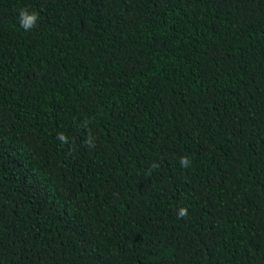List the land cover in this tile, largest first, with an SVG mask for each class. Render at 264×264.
Here are the masks:
<instances>
[{
  "label": "trees",
  "instance_id": "16d2710c",
  "mask_svg": "<svg viewBox=\"0 0 264 264\" xmlns=\"http://www.w3.org/2000/svg\"><path fill=\"white\" fill-rule=\"evenodd\" d=\"M0 264H264V0H0Z\"/></svg>",
  "mask_w": 264,
  "mask_h": 264
},
{
  "label": "clouds",
  "instance_id": "9594fccd",
  "mask_svg": "<svg viewBox=\"0 0 264 264\" xmlns=\"http://www.w3.org/2000/svg\"><path fill=\"white\" fill-rule=\"evenodd\" d=\"M39 19H40L39 14L36 11L34 10L29 11L26 7L19 9L17 22L24 31L27 32L33 30L36 27ZM60 139L66 142V137H64L63 134H60ZM179 163L182 168H188L190 167L191 161L189 157L181 156ZM152 167H157V165L153 164ZM187 214H188V209L182 206L178 210L177 217L184 218L187 216Z\"/></svg>",
  "mask_w": 264,
  "mask_h": 264
}]
</instances>
